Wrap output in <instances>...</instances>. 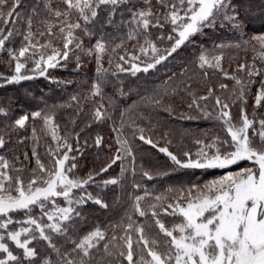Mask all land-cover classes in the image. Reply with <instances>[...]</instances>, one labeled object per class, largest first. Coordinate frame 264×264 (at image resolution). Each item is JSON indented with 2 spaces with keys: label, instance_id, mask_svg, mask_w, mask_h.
I'll return each mask as SVG.
<instances>
[{
  "label": "snow or ice",
  "instance_id": "6c2138e0",
  "mask_svg": "<svg viewBox=\"0 0 264 264\" xmlns=\"http://www.w3.org/2000/svg\"><path fill=\"white\" fill-rule=\"evenodd\" d=\"M126 2L127 0H63L66 9L61 11L52 8L50 0H47L44 9L57 23L43 21L46 31L40 32L39 36H55L57 33L53 29L58 28L63 38V50L52 47L51 40L44 44L39 43L37 34L31 31V17L27 19L28 30L22 35L19 48L7 47V44L12 43L15 36L21 35L20 30L8 28L5 31V28H0V52L7 53L8 64L13 66V74L10 77L0 76V79H3L5 84H19L21 81L33 79L34 76L24 74L29 71V62L34 65L30 69L31 72L46 76L49 69L58 68L61 61L66 62L69 59L73 51L70 46L74 45L76 50L82 49L83 41L75 36V31L80 29L90 36L92 33L87 24L98 17L97 9L110 6L107 21L110 24L111 16L117 7ZM6 3L7 0H0V9ZM20 3L21 0H14L12 9L7 13V19L4 18L3 11H0V20H3L6 26L20 19V14L16 12ZM157 3L164 11L153 12L149 7L131 13L130 30L127 34L129 40L144 37L140 52L145 56L151 54L150 62L140 61L139 56L130 53L129 60L121 55L119 60L123 63H117V72L110 73L100 63L102 54L107 51L103 38L96 41L94 48L83 49L86 55L95 54L98 64L97 80L90 90L91 97L99 96L103 100V85L109 82V76L114 77L118 73H130L135 76L137 73H147L156 68L186 42L192 43L191 37L202 33L205 28L215 27L219 23L222 27L230 26L240 32L241 36L244 34L246 24L240 18L235 0H157ZM73 12L85 22L83 29L80 19L75 23L70 21ZM36 14L33 9V15ZM165 24L171 25V31L167 36L161 34L157 39L171 42V47L164 49L162 54L156 42L150 39V29H163ZM251 41L259 45V55L253 58L251 64H239L236 69L238 72H246L247 79L229 76L224 72L225 77L235 81L231 99L232 104L239 102L241 105L239 123L233 122L229 102L222 101L219 96L215 97L217 114L213 116L210 112H203L206 119L222 122L229 139L217 136L210 143L196 140L195 143L200 147L194 154L184 152V160L179 159L166 147L159 148V151L166 153L179 169H224L241 161H250L254 167L227 172L202 185L193 183L189 187L180 188L179 196L166 206L159 204V195L154 197L155 202L147 206H142V202L149 195L147 192L143 196H135L133 211L139 218L144 219L140 222L133 221L129 215V223L123 228V235L114 234L109 239L107 231L99 225L78 240L69 235L70 229L76 230L77 225L74 222L77 218L84 219L79 210L80 206L90 201L102 208H108L102 198L87 191V186L95 183L96 176L106 173L121 160V155H115L98 173H89L86 178L75 177L77 157L70 155L73 146L67 136L59 135V125L55 123L54 113L40 109L24 113L11 124H5V130L0 132V150H4L9 143L6 136L10 137L11 133L27 129L30 126L29 121L37 119L42 121L41 131L44 135H50L57 143L55 148H46L45 156L49 163L45 164L37 151L41 137L37 135V129L32 127V157L35 159L36 168L32 169L27 180L22 175L25 171L23 166L16 167L4 155H0V264H90L93 254L101 250L103 255L98 258V264H101V261L103 264H123L125 261L126 264H264V118H259L255 112L252 113V118H249L244 107L249 89L257 83L256 78L264 76V67L256 64L257 60L264 64V34L252 36ZM242 42L248 44L250 41ZM216 47H240V44L222 43ZM49 48L51 54L46 55L45 51ZM253 51H256L255 45ZM76 60L79 68L80 57L77 56ZM222 60L223 54L209 58L202 51L198 57V67L204 69L207 66L223 71ZM111 62L110 59L109 63ZM124 64L129 66L124 67ZM220 88L226 89L227 85L221 84ZM213 91L209 87V95ZM208 98L209 96L199 97L200 100ZM71 99L77 101L78 97L74 95ZM152 103L159 104L160 101L153 100ZM193 104L199 108L195 99ZM192 106L189 105L190 108ZM254 107H264V79L259 80ZM0 115L7 116L8 110L0 107ZM92 115L96 121L105 118L103 103L94 109ZM72 122L75 123V120ZM140 132L139 139L152 145L153 141L142 134L143 129H140ZM75 135L79 137V133ZM102 141L103 138L97 136L94 145L100 147ZM23 142V139L18 141ZM116 142L120 145L117 153L123 149L126 154L132 156L127 140L118 137ZM222 148L229 150L222 151ZM75 150L83 155L79 148ZM24 156L27 160L28 154L25 153ZM132 158L134 161L135 157ZM16 160L19 161V157ZM124 171L122 167L121 172ZM132 171L134 173L135 168ZM143 175L152 179L147 171L143 172ZM118 183L116 178L101 181L104 187ZM74 190H79L80 194L74 193ZM172 191V188L168 189V192ZM57 198H63L66 206H61ZM37 209L39 215L34 214ZM161 214L178 216L180 222L171 228L166 227L159 219ZM17 215L22 218L14 219ZM154 226L158 231L149 237L148 233L152 232ZM117 227L120 226H113L114 229ZM55 237H63L65 244L72 245L71 249L64 250L63 245L58 246ZM40 242H43V246ZM10 243L17 251L10 247ZM160 248L164 250H158Z\"/></svg>",
  "mask_w": 264,
  "mask_h": 264
},
{
  "label": "trees",
  "instance_id": "16d2710c",
  "mask_svg": "<svg viewBox=\"0 0 264 264\" xmlns=\"http://www.w3.org/2000/svg\"><path fill=\"white\" fill-rule=\"evenodd\" d=\"M45 2L47 0H21L20 6L16 9L20 19L7 26L3 20H0V28H5V31L8 28H18L21 32V35L15 36L14 41L7 44V47L21 46L22 35L28 30L27 19L31 17V31L37 34L36 39L39 43L44 44L47 40H51L52 47L63 50V38L58 28L53 29L57 33L55 36H39L40 32L46 31V24L43 21L57 23L56 19L45 11ZM235 2L240 18L246 24L243 36L230 26L222 27L219 23L215 27L205 28L202 33L191 37L192 43L186 42L167 60L149 72H140L135 76L130 73L109 76V82L103 85V100L99 96H90L92 84L97 80L98 64L96 55H86L83 49L94 48L96 41L103 38L107 51L102 54L100 63L110 73L117 72V63H123L119 60L121 55L129 60L130 53L139 56L140 61L150 62L151 54L145 56L140 52L144 37L129 40L127 34L130 30L129 21L132 12L146 10L149 7L153 12L164 11L157 0H127L112 14L110 24L107 23L110 6H101L97 9L98 17L87 24L92 33L90 36L85 35L83 30L75 31V36L83 41L82 49L76 50L74 45L70 46L73 51L66 62L61 61L60 67L49 69L47 75L42 77L30 71L34 65L29 62V71H25L24 74L34 76L33 79L21 81L19 84H5L4 80L0 79V85H3L0 87V107L8 110L7 116L0 115V132L5 130V124H11L18 116L45 109L54 113L55 123L59 125V135L67 136L69 143L73 146L70 155L77 157L75 162L78 165L74 170L75 177L86 178L89 173H98L101 168L111 162L115 155L119 154L122 157L106 173L96 176L95 183L87 186V191L93 196L102 198L108 204V208H102L90 201L80 206L79 210L84 219L77 218L74 222L77 225L76 230L70 229L69 235L73 239L78 240L98 225L107 231L109 239L114 234L123 235V228L129 223V215L133 221L140 222L144 219L139 218L133 211V200L137 195L143 196L145 192L149 194L142 202V206L155 202L154 197L157 195L161 197L159 204L166 206L179 196L180 188L189 187L193 183L202 185L227 172H238L243 168L254 167L250 161H241L224 169H179L166 153L159 151V148L166 147L179 159L184 160V152L194 154L200 147L195 143L196 140L210 143L217 136L221 139H229L221 121L206 119L203 115V112H210L213 116L217 114L216 96H219L222 101L229 102L233 122L239 123L241 105L239 102L232 104L231 99L235 81L225 77L224 72H227L229 76L235 75L238 78L247 79L246 72H238L236 69L239 64H251L253 58L257 57L261 51L259 45L251 41V37L264 34V0H235ZM50 3L54 9L61 11L66 9L63 0H50ZM13 4L14 0H7L6 5L0 9L5 19ZM33 9L36 15H33ZM78 19L83 29L85 22L73 12L70 21L75 23ZM170 31L169 24H165L163 29H150V39L156 42L162 54L164 49L171 47V42L158 40L157 37L161 34L167 36ZM242 41L250 42L244 44ZM222 43L240 44V47L222 49L216 47ZM117 45L122 46L117 47ZM253 45L256 51H253ZM114 48L115 51H113ZM202 51L209 58L223 54L221 61L223 71L207 66L204 69L199 68L198 57ZM45 54H51V49H47ZM77 56L80 57L79 68H77ZM110 59L111 63H109ZM256 64L264 67L260 60H257ZM128 66L124 64V67ZM12 74L13 66L8 64L7 53L0 52V76L10 77ZM260 79H264V76L256 78L257 83L249 89L247 103L244 105L249 118H252L254 112L259 118H264V107L258 109L254 107V96ZM221 84L227 85V88L221 89ZM209 87L214 90L211 95L208 93ZM74 95L78 97L77 101L71 99ZM201 96H209V98L200 100ZM194 99L199 104V108L193 104ZM153 100H159L160 103H152ZM101 103L104 105L105 118L96 121L92 114ZM189 105L193 106L190 108ZM73 120L75 123L72 122ZM29 125L25 130L11 133L10 137L6 136L9 143L4 150H0V155H4L16 167L25 168L22 173L25 180L29 178L32 169L36 168L35 159L32 157L34 146L32 127L37 129V135L41 137L37 151L45 164L49 163L45 156L46 148L48 146L55 148L57 143L51 139L50 135L45 136L41 131V120H30ZM140 129H143L142 134L146 138L153 141L152 145L139 139ZM76 133H79L78 138ZM97 136L103 138L100 147L94 145ZM118 137L121 140H127L132 156L126 154L123 149L117 153V148L120 147L116 142ZM21 139L24 142L18 143ZM77 148L83 152L82 156L75 150ZM227 150L229 149L222 148V151ZM25 153L28 154L27 160H25ZM17 157L19 161L16 160ZM122 167L125 169L124 172H121ZM133 168H135L134 173ZM145 171L152 176V179L143 175ZM110 178L118 179L119 183L104 187L101 181ZM169 188L173 191L168 192ZM74 193L80 194L79 190H74ZM57 202L61 206H66L63 198H57ZM34 214L39 215V210H35ZM20 218H22L21 215L14 217V219ZM159 219L169 228L180 222L178 216L161 214ZM149 220H151L150 217ZM114 225L120 227L114 229ZM13 227L16 226L13 225ZM157 231L158 228L154 226L152 232L148 233L149 237ZM161 239H163L162 236ZM55 242L58 246L63 245L64 250H70L72 247L71 244L64 243L63 237H55ZM40 245L43 246V242H40ZM10 247L17 251L11 243ZM102 255V250L95 252L90 264H98V258ZM101 264H103L102 261ZM123 264H126V261Z\"/></svg>",
  "mask_w": 264,
  "mask_h": 264
}]
</instances>
